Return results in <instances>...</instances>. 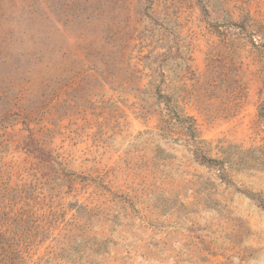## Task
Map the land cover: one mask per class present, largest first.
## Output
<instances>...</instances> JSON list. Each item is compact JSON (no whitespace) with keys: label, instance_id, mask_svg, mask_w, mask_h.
Segmentation results:
<instances>
[{"label":"rangeland","instance_id":"rangeland-1","mask_svg":"<svg viewBox=\"0 0 264 264\" xmlns=\"http://www.w3.org/2000/svg\"><path fill=\"white\" fill-rule=\"evenodd\" d=\"M0 264H264V0H0Z\"/></svg>","mask_w":264,"mask_h":264}]
</instances>
